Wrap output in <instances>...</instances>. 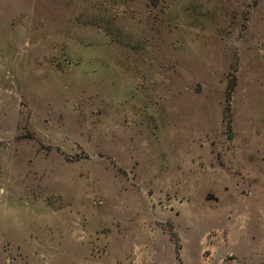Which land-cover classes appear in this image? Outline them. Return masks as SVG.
<instances>
[{
	"label": "rangeland",
	"instance_id": "rangeland-1",
	"mask_svg": "<svg viewBox=\"0 0 264 264\" xmlns=\"http://www.w3.org/2000/svg\"><path fill=\"white\" fill-rule=\"evenodd\" d=\"M0 264H264V0H0Z\"/></svg>",
	"mask_w": 264,
	"mask_h": 264
}]
</instances>
